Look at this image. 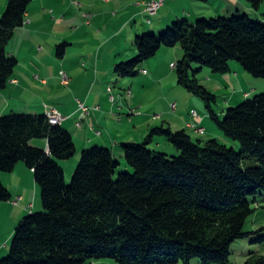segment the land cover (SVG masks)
Masks as SVG:
<instances>
[{
	"label": "trees",
	"instance_id": "trees-1",
	"mask_svg": "<svg viewBox=\"0 0 264 264\" xmlns=\"http://www.w3.org/2000/svg\"><path fill=\"white\" fill-rule=\"evenodd\" d=\"M33 0H8L0 19V91L18 65L7 52L24 26ZM259 11L264 0H246ZM161 34L135 39L137 57L115 68L120 78L139 76L162 48L180 47L178 84L200 98L226 138L242 148L211 139L195 142L186 130L155 128L143 143H124L133 173H118L121 162L106 147L82 152L70 184L60 161L77 152L72 134L52 125L46 115L10 114L0 118V202L12 199L1 175L19 163L34 171L44 212L30 213L17 226L8 257L0 264H84L113 259L119 264H229L232 246L245 239V223L254 213L251 199L264 192V94L230 108L224 118L214 110L217 96L200 85L197 73L231 72L237 60L253 77L264 79V14L180 19ZM151 33V32H150ZM64 46L59 48L62 55ZM194 65L201 68L193 69ZM162 137L177 157L152 150ZM45 139L48 150L31 145ZM256 161L258 165L245 167ZM128 167V168H129ZM247 264H264L251 257Z\"/></svg>",
	"mask_w": 264,
	"mask_h": 264
},
{
	"label": "crops",
	"instance_id": "crops-1",
	"mask_svg": "<svg viewBox=\"0 0 264 264\" xmlns=\"http://www.w3.org/2000/svg\"><path fill=\"white\" fill-rule=\"evenodd\" d=\"M149 1L33 0L24 26L15 32L7 45L8 54L17 59L18 65L6 89L0 91V118L13 113L46 115L55 108L67 118L63 127L72 134L77 151L106 147L119 161L124 157V143H143L155 128L186 130L192 139L208 134L218 140L220 133L207 114H202L201 120L190 119L184 96L165 94L153 99L146 97L147 86L144 87V84L147 85V78L155 73L153 65L147 63L143 66L141 71L146 73L141 86L144 89L133 90L130 102L126 104L123 100L122 108L117 104L112 107L107 98L106 81L113 76L114 68L120 61H127L137 54L134 46L138 35L163 31L183 18L194 22L199 18L230 17L241 11L255 14V11L246 0H165L151 19L146 11ZM6 6V0H0V19ZM61 46H64L62 55L59 54ZM179 50L161 49L165 61L161 59L160 65L164 62L171 66L177 64L172 59L180 53ZM63 73L69 78L68 84L63 82ZM227 80L231 81L229 76ZM175 84L171 86L174 89ZM132 87L135 89V85ZM250 95L245 93V98ZM79 101L95 109L82 118L81 127L77 126L82 114ZM173 102L178 105L176 113L171 109ZM193 102L189 100L190 105ZM198 104L200 106L199 101ZM139 107L144 109L143 114L126 118L127 109ZM155 115L159 117L154 119ZM191 124L204 129V134L190 127ZM42 148L48 150L47 141ZM150 148L177 153L162 137H156ZM59 164L68 179V170L73 169L74 163L60 161ZM33 172L24 163H19L12 173L1 175V181L10 191L12 199L21 201L14 204V207L19 205L20 210L12 213L13 221L7 234L0 233V259L9 250L16 224L35 208L31 199H35L39 187L34 182ZM32 204L33 209L30 208Z\"/></svg>",
	"mask_w": 264,
	"mask_h": 264
},
{
	"label": "rangeland",
	"instance_id": "rangeland-1",
	"mask_svg": "<svg viewBox=\"0 0 264 264\" xmlns=\"http://www.w3.org/2000/svg\"><path fill=\"white\" fill-rule=\"evenodd\" d=\"M151 1H156V0H150L149 2ZM6 2L8 5V0H6ZM6 9H7V6H6ZM263 13H264V4L262 5L259 11H255V14H258V15L245 13L243 11H241V13H236V15L242 16L244 14H249V16L253 20H257L258 18L261 17V14ZM149 17H151V19H154L155 16L150 14ZM199 19H195L194 22H196ZM172 25L173 23H171V25L168 26L167 28L171 27ZM163 32L164 31H157V32L153 31L151 33L149 32V34H161ZM134 47L137 51L136 46ZM162 49L163 51L167 49H169V51H172L173 49H176V51H178L180 49L179 50L180 53L178 55L175 54L174 59H172V61H174L175 63H178L183 57V52L180 47L162 48ZM163 51H159L157 54L158 56L156 58L147 62L149 65H153V70L155 71V73L152 75V77L147 78L149 81L147 85L144 84V87L147 86V89H146L147 96L146 97L149 99H153V98H156L158 95L162 96L165 94H173L178 97L184 96L186 98L184 103H186L185 104L186 106L188 105L187 114L190 112V114H188L190 119L193 121L201 120L204 114L208 115L204 102L200 98H196L194 96L199 101L200 106H201L200 108L198 101L195 98H193L191 94L185 88H183L182 86L178 84V79H177L175 68H172L171 64L168 63L167 65L164 62L160 65L161 59L165 61L164 60L165 54H163ZM136 57H137V54L135 56H132L131 59H127V61L134 60ZM123 62H126V60ZM230 66H231L232 71L226 75H220V74L213 73L209 68H203L200 72L196 74L200 85L207 88L211 93L217 96V103L214 107V110L221 118L225 117L228 109L237 107L247 100V98H245V93L247 92L251 93L250 95L251 98L264 94V79H258V78L253 77L249 72H247L241 66V64L237 60H232L230 62ZM115 68H114L113 76H111L110 78L108 77L106 81V93L108 96L107 98L112 103V107L113 105L117 104L120 108H122L124 105V103L122 102L123 100L126 104L130 102L133 90L136 91L138 89H141V91H143L142 89H144V87L141 86V81L144 78V73L143 71H141L139 76L132 77V78H120L115 73ZM200 68L201 67L199 65L193 66V69L195 71H198ZM172 70L174 72H172ZM170 71L172 73H170ZM228 76L230 77L231 81L227 80ZM173 82L174 83L176 82L175 89L174 87H171L172 85H174ZM134 85H135V89H133L132 87ZM191 99L194 102L190 105L189 100ZM173 105H176L175 109L173 108ZM193 108L195 110H193ZM89 109L95 110L91 108ZM171 109H172V112L176 113L178 109V105L176 102H173L171 104ZM96 110H98V108H96ZM127 110L128 112H125L126 118L127 117L129 118L133 115H141L144 112V109H142V107H139L138 109L129 108ZM193 111H196L199 117H194L192 114ZM15 114H22V113H15ZM158 117L159 116L155 115L154 119H157ZM80 120H82V118H80ZM210 121L212 125H214V128L219 131L220 136L218 137V140L222 144L228 145L230 148H235L237 152L242 151V148L239 142L226 138L224 133L218 129V127L216 126V124L211 118H210ZM199 139H204L202 140L203 141L202 143L204 144V142L208 141L207 139L211 140V139H217V138H213L208 134L204 135V137L199 136V137L193 138L195 142H198ZM45 142H46L45 139H33L31 141V145L42 148ZM170 145L174 148L172 144ZM150 146H152V144H150ZM84 150L86 149H80L79 151L76 152L74 157H72L70 160H67L68 162H71L72 164L74 163L73 169L68 170V175L70 176L68 179L66 178V181L68 184H70L73 179L74 173L76 169L78 168V165L81 160L82 152ZM158 151L168 154L169 157H177L180 155L179 153L174 154V153H171L170 151H167V152L162 151V150H158ZM120 162L122 165L118 173L115 176L116 178H118L120 173H133L134 172V169L128 166L125 157L120 159ZM256 165H258L256 161L245 163V167L256 166ZM127 167H129V170H126ZM33 175H34V172H33ZM34 182H35V176H34ZM34 196H35V193H33V199H34ZM20 201L21 199L19 200L15 198V199L10 200V202H0V233L3 232V234H7L6 231L9 230V228L11 227L12 221H13L12 217L14 214L12 213L18 209L20 210V208H18L19 205L17 207H14L15 206L14 204H18ZM251 201L253 203L252 207L254 209V213L249 217L244 227L245 232L250 233V236L245 239L237 240L233 244L229 264H247L248 260L251 257H254V256L264 257V192H260L257 196L253 197ZM31 202L32 203L34 202L35 208L33 210H30L29 212H32V213L44 212L42 192H41L40 187L38 188V193L36 194L35 199L34 200L31 199ZM27 216L22 217V219L16 224V226L14 227L15 230L17 226L20 224V222H22L24 218H26ZM13 238H14V235L11 239L9 250L5 253V256L3 257V259L8 257L10 254ZM0 260H2V258ZM84 264H119V263L113 259H101V260H89L85 262ZM180 264H183V263H180ZM192 264H201V263L199 262V260H194Z\"/></svg>",
	"mask_w": 264,
	"mask_h": 264
},
{
	"label": "built area",
	"instance_id": "built-area-1",
	"mask_svg": "<svg viewBox=\"0 0 264 264\" xmlns=\"http://www.w3.org/2000/svg\"><path fill=\"white\" fill-rule=\"evenodd\" d=\"M164 2H165V0H156V1L148 2L146 4V11L149 14L154 15V14H156L161 9V7L164 5ZM172 67L175 68L176 67V64H173ZM144 73H146V72H144ZM63 82H64V84H68L69 83V78H68V76L65 73H63ZM79 108H80V110L82 112L81 118L87 116L90 113V109L83 102H80L79 101ZM173 108L175 109L176 108V105H173ZM192 114H193L194 117H199V115L197 114L196 111H193ZM46 116H47L49 122L52 125L63 126V124H64V117L65 116L62 113H60L57 109H55V108L51 109L50 111L47 112ZM81 122H82L81 120L78 121L77 126L81 127V125H82ZM189 126L190 127H193V128L195 127L196 128V131L198 133H200L201 135L204 134V129L199 128V127H197L195 125H189ZM33 207H34L33 205H30V208L31 209H33Z\"/></svg>",
	"mask_w": 264,
	"mask_h": 264
},
{
	"label": "bare ground",
	"instance_id": "bare-ground-1",
	"mask_svg": "<svg viewBox=\"0 0 264 264\" xmlns=\"http://www.w3.org/2000/svg\"><path fill=\"white\" fill-rule=\"evenodd\" d=\"M67 120V118L66 117H64V122Z\"/></svg>",
	"mask_w": 264,
	"mask_h": 264
}]
</instances>
